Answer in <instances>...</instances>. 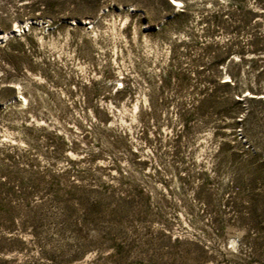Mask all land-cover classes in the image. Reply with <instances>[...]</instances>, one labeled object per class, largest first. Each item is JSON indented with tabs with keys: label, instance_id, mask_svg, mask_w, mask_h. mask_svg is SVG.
I'll return each instance as SVG.
<instances>
[{
	"label": "rangeland",
	"instance_id": "374dc122",
	"mask_svg": "<svg viewBox=\"0 0 264 264\" xmlns=\"http://www.w3.org/2000/svg\"><path fill=\"white\" fill-rule=\"evenodd\" d=\"M0 148L42 176L0 264H264V0H0Z\"/></svg>",
	"mask_w": 264,
	"mask_h": 264
},
{
	"label": "trees",
	"instance_id": "16d2710c",
	"mask_svg": "<svg viewBox=\"0 0 264 264\" xmlns=\"http://www.w3.org/2000/svg\"><path fill=\"white\" fill-rule=\"evenodd\" d=\"M186 9H182L181 12H184ZM232 15L230 20L234 23H230L227 26H224L225 30L233 33L238 37L252 21L253 14L249 11H242V9H235L233 12L229 13ZM223 13L214 14L212 18L213 26H221L225 23L223 20ZM223 27V26H222ZM207 52L212 54L216 61V65L221 63H228V65L233 62V54L239 55V62L235 63V66L242 65L244 60L245 52L251 51L255 54L261 53L262 48H259L257 43L256 36L247 44L242 45L238 38L233 41H229L224 45V49H212L211 46L206 47ZM254 68L255 58L252 57ZM229 69L230 79L225 81L224 84L228 86H233L238 84L239 78V69L234 68ZM211 103L214 102L213 97L208 98L207 101ZM222 104V102H214V104ZM3 148H0V226L6 227L8 229H13L16 225L15 220L23 216L25 221L21 223L22 226L27 227L30 224V219L33 215L36 214V205L33 204L32 195L33 188L41 185V177L39 172L29 166L27 169L20 168L18 166L17 160L11 154L2 153ZM67 172L58 174L56 177L52 176L51 179L66 178ZM26 177V179H24ZM47 184H51V181H45ZM65 194H73V192H66Z\"/></svg>",
	"mask_w": 264,
	"mask_h": 264
}]
</instances>
